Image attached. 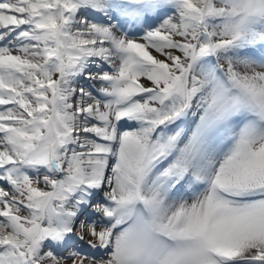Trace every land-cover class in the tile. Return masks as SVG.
<instances>
[{
  "label": "snow or ice",
  "instance_id": "snow-or-ice-1",
  "mask_svg": "<svg viewBox=\"0 0 264 264\" xmlns=\"http://www.w3.org/2000/svg\"><path fill=\"white\" fill-rule=\"evenodd\" d=\"M0 264H264V0H0Z\"/></svg>",
  "mask_w": 264,
  "mask_h": 264
}]
</instances>
